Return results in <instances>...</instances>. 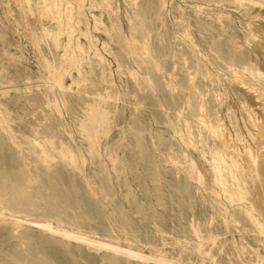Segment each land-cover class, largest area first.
I'll return each instance as SVG.
<instances>
[{
  "label": "rangeland",
  "instance_id": "rangeland-1",
  "mask_svg": "<svg viewBox=\"0 0 264 264\" xmlns=\"http://www.w3.org/2000/svg\"><path fill=\"white\" fill-rule=\"evenodd\" d=\"M52 1L0 0V264H264V0Z\"/></svg>",
  "mask_w": 264,
  "mask_h": 264
},
{
  "label": "bare ground",
  "instance_id": "bare-ground-1",
  "mask_svg": "<svg viewBox=\"0 0 264 264\" xmlns=\"http://www.w3.org/2000/svg\"><path fill=\"white\" fill-rule=\"evenodd\" d=\"M28 1V0H27ZM60 1V0H59ZM69 1V0H68ZM68 1H67V3H66V5L68 4ZM30 2V1H29ZM70 2H72V1H70ZM74 2H76L75 0H74ZM18 3V2H17ZM59 3V2H58ZM39 4V3H38ZM44 4V3H43ZM43 4H41V5H43ZM60 4V3H59ZM17 5H20L19 3L17 4ZM24 5V4H23ZM23 5H22V7H23ZM61 5V4H60ZM72 5V4H71ZM82 5V4H81ZM108 5V4H107ZM21 6V5H20ZM38 6V5H37ZM63 6V5H62ZM73 6V5H72ZM44 7V6H43ZM67 7V6H66ZM78 7V6H77ZM30 8V7H29ZM39 8H42V7H39ZM45 8L47 9V11H48V13H49V16H50V14H52L53 15V18H56L57 17V19L59 18V19H64V17H63V13L61 12V11H63L62 9H61V6H59L55 1H52V0H45ZM73 8V7H72ZM80 8V10H82V8H83V6H82V8L81 7H79ZM20 9V8H19ZM22 10H23V8H21ZM67 9V8H66ZM71 9V8H70ZM25 10V9H24ZM30 10V9H29ZM21 11V10H20ZM68 11V10H67ZM82 11H80L79 12V14L81 13ZM22 13V12H21ZM29 13H31V14H33V12L31 11H29ZM40 13V12H39ZM42 13V12H41ZM61 13H62V16H61ZM66 13V12H65ZM68 13V12H67ZM73 13V11L72 10H70V12L68 13L69 15H70V17H71V19H72V14ZM37 15H39V14H37ZM68 15V16H69ZM22 16V15H21ZM55 16V17H54ZM61 17H63V18H61ZM69 17V18H70ZM74 17V16H73ZM71 19H68V21H66L67 23H68V25L67 26H69L70 25V23L72 24V22H71ZM67 20V19H66ZM74 20V19H73ZM72 20V21H73ZM24 21V20H23ZM56 21V20H55ZM59 21L60 20H58V23H59ZM20 22H21V20H20ZM57 22V21H56ZM62 22V21H61ZM61 22H60V25H61ZM65 22V21H64ZM65 22V23H66ZM30 23H32V22H30ZM78 23V22H77ZM29 24V23H28ZM74 24V23H73ZM59 25V26H60ZM44 26V25H43ZM71 26V25H70ZM69 26V27H70ZM114 26V25H113ZM68 27V28H69ZM33 28V27H32ZM72 28H75V27H73L72 26ZM59 29H60V27H59ZM76 29V28H75ZM44 30L46 31L47 29H46V27L44 28ZM71 30V29H70ZM49 31V30H48ZM89 31V30H88ZM47 32V31H46ZM58 32V31H57ZM48 33V32H47ZM87 34V33H86ZM48 35V34H47ZM59 35H60V32H58L57 34H56V36H54V37H56L58 40H60L59 39ZM49 36H51V34H49ZM89 34H87V38L89 39ZM133 36V35H132ZM131 36V38H133ZM36 38V37H35ZM91 38V37H90ZM40 39V38H39ZM54 40H55V38H53ZM71 39V42H72V38H70ZM69 39V40H70ZM68 40V41H69ZM56 41V40H55ZM79 41V40H78ZM131 41H133V40H131ZM144 41V43H145V45H146V43L148 42H146V37H145V39L143 40ZM57 43V42H56ZM55 43V44H56ZM60 43V42H59ZM58 43V44H59ZM69 43V42H68ZM143 43V42H142ZM149 43V42H148ZM86 44V43H85ZM68 45V44H67ZM71 45H72V43H71ZM87 45H89L88 47H90L91 46V44H87ZM68 46H70V44L68 45ZM77 46L79 47V49H80V51H81V53L83 52L82 50H83V46H82V44L81 43H78L77 42ZM144 46V45H143ZM147 46V45H146ZM71 47V46H70ZM73 47H74V45H73ZM73 47H71V49H73ZM148 47V46H147ZM146 47V48H147ZM150 47V46H149ZM86 48V47H85ZM145 48V49H146ZM151 48V47H150ZM67 49V48H66ZM69 49V48H68ZM67 49V50H68ZM143 49V48H142ZM74 50V49H73ZM72 50V51H73ZM87 50V49H86ZM69 51V50H68ZM79 51V50H78ZM146 51H150V49L149 50H147L146 49ZM70 52H71V50H70ZM144 52H145V50H144ZM74 53H75V51H74ZM73 53V54H74ZM77 53V52H76ZM148 53H150V52H148ZM75 55V54H74ZM74 55H73V58H74ZM72 56V55H71ZM65 57V56H64ZM71 58V57H70ZM72 60V59H71ZM75 60H76V57H75ZM74 59H73V61H75ZM102 60V59H101ZM40 61H41V59H40ZM77 61V60H76ZM65 62V61H64ZM42 63H43V66L45 67V68H51V64H50V62L49 61H46V60H42ZM41 63V64H42ZM78 63V62H77ZM75 64V63H74ZM73 64V65H74ZM76 66V65H75ZM80 65H78V71H79V74H81L82 75V72H81V70H80V67H79ZM45 68H43V69H45ZM55 68V67H54ZM57 72L55 73L56 75H63V73H62V70H61V68H59V70H58V68H57V70H56ZM53 72V71H52ZM68 73V72H67ZM71 73V72H70ZM42 74H44V73H42ZM72 75V74H71ZM47 76V75H46ZM70 76V75H69ZM55 77V76H54ZM57 77V76H56ZM58 78V77H57ZM57 80V79H56ZM59 80V79H58ZM58 80H57V82H58ZM61 81H62V79H60V83H61ZM75 81V80H74ZM59 83V82H58ZM247 84V83H246ZM64 87H62V89H63ZM250 88H252V87H250ZM175 90H176V88H174ZM254 89V88H253ZM261 88H259V89H256V91L257 90H260ZM252 90V89H251ZM261 91H263V90H260V93H258L259 95L261 94ZM183 92V91H182ZM184 92H186V91H184ZM258 92V91H257ZM186 96V95H185ZM263 96V95H262ZM189 98V97H188ZM103 99H105V98H103ZM185 100H186V98H185ZM189 100V99H188ZM262 100V99H261ZM49 101V100H48ZM102 101V100H101ZM187 101V100H186ZM186 103V102H185ZM55 104V103H54ZM101 103L99 102V105H100ZM187 104V103H186ZM190 104H191V101L189 100V103H188V105L187 106H190ZM98 105V104H97ZM98 105V106H99ZM185 105V104H184ZM102 106V105H101ZM96 107V106H95ZM100 107V106H99ZM200 107V106H199ZM90 109L89 110H87V113H86V116H85V119H83L82 120V125H81V128H82V131H83V133L85 134V136H86V139L88 140V142H89V151L90 152H92V153H94V152H97L98 151V148H99V143H100V137H101V135H104V134H106V133H108V131L110 130V127H109V112L106 110V109H100V108H98V109H94L93 108V106H91V107H89ZM202 110H204V113L206 114V110L204 109V107H203V109ZM2 111V110H1ZM103 111H105V113H103ZM213 113V112H212ZM201 116V115H200ZM202 118H201V120L204 118L203 116H201ZM206 117V116H205ZM217 118V117H216ZM208 119V118H207ZM262 120V119H261ZM203 123H206L205 122V120L204 121H202ZM208 122H210L209 120H208ZM0 123H2V126H3V128H5V130H7L8 128L5 126V122H3V120L0 122ZM202 123V124H203ZM220 123H221V121H220ZM263 122H261V124H262ZM207 124V123H206ZM212 124V123H211ZM219 124V123H218ZM261 124H260V126H261ZM213 125V124H212ZM220 125V124H219ZM218 125V127L219 128H221L220 126ZM222 125V124H221ZM207 126V125H206ZM209 126H210V124H209ZM224 126V124L222 125V127ZM264 126V123L262 124V127ZM217 126H215V128H216ZM261 128V127H260ZM236 129V128H235ZM263 129V131H264V127L262 128ZM261 129V130H262ZM212 130H214V129H212ZM211 130V131H212ZM219 130V129H218ZM223 130H224V128H223ZM239 130V129H238ZM217 131V130H216ZM221 131V130H220ZM240 131V130H239ZM225 132V131H224ZM213 133H215V134H213ZM212 133V135H215L216 136V139L217 138H219L217 135H218V133H216V132H213ZM223 133V132H222ZM220 134H221V132H220ZM219 134V135H220ZM224 134V133H223ZM236 134H237V132H236ZM240 134L242 135V133H238V135H239V138H240ZM237 135V136H238ZM222 136V135H221ZM236 138V137H235ZM238 138V137H237ZM242 138H244V137H242ZM45 139V138H44ZM220 139V138H219ZM232 139V138H231ZM221 140V139H220ZM222 140H223V137H222ZM233 140V139H232ZM236 140V139H235ZM239 139H237V141H238ZM241 140V139H240ZM239 140V141H240ZM245 140V139H244ZM241 142H243V141H241ZM52 143H54V142H52ZM225 143V141L223 142V145H225L224 144ZM230 143H231V141H230ZM50 144V143H49ZM221 145H222V141H221V143H220ZM219 144V145H220ZM53 145V144H52ZM218 145V146H219ZM233 145H234V143H233ZM233 145H232V147H233ZM45 146V145H44ZM55 146V145H54ZM231 146V145H230ZM53 147V146H52ZM57 147V146H56ZM221 147V149H222V146H220ZM225 147H227V146H224L223 148L225 149ZM229 147V146H228ZM259 147V146H258ZM261 147V146H260ZM263 147V146H262ZM49 148H51L50 147V145H49ZM246 148H248V147H246ZM46 149H48V148H46ZM45 148H43V160H44V162L45 163H48L49 162V160H51V159H53L52 158V151L51 152H49L50 150L48 149V151L46 150ZM233 149H235V147L234 148H232L231 150H233ZM237 149V148H236ZM236 149H235V151H236ZM255 149V148H254ZM260 149V148H259ZM259 149H257L256 151H258ZM52 150V149H51ZM73 150V149H72ZM218 150H219V148H218ZM223 150V149H222ZM230 150V149H229ZM253 150V149H252ZM261 150L262 149H260L259 151L261 152ZM56 151V150H55ZM58 151V150H57ZM225 151H226V149H225ZM234 151V150H233ZM247 151V150H246ZM248 151H250V150H248ZM216 152H218L217 150H216ZM215 152V153H216ZM231 152V151H230ZM57 153V152H56ZM221 153H222V151H221ZM251 152H248V154L250 155H246V153L244 154H240V156L241 157H243V155L245 156H247L248 158L249 157H251V154H250ZM255 153H257V152H255ZM58 154H59V156L62 158V159H64L65 161H67L68 163H70V164H72L73 166H75V167H78V161H77V158H76V156H75V154H74V152L73 151H71L69 148H67V147H61V149L58 151ZM253 154H254V152H253ZM252 154V155H253ZM259 154V153H258ZM260 154H262V152L260 153ZM259 154V155H260ZM55 155V154H54ZM221 155V154H220ZM58 156V157H59ZM216 156V155H215ZM245 156V157H246ZM254 156V155H253ZM264 156V155H263ZM262 156V157H263ZM256 157V156H255ZM217 158V157H216ZM252 158V157H251ZM251 158H249L250 160H251ZM258 158V157H257ZM260 158V157H259ZM218 159V158H217ZM253 159V158H252ZM216 160V159H215ZM246 161V158L244 159L243 158V161ZM233 161V160H232ZM251 161H253V162H251ZM250 162H251V165L254 163V159L253 160H251ZM255 161L258 163L257 165H259V161H260V159L257 161L256 160V158H255ZM218 162V161H217ZM222 162V163H221ZM220 162V167L222 166V164L223 165H226L227 163H226V161L223 159L222 161ZM233 162H235V161H233ZM250 162H249V166H250ZM50 163V162H49ZM214 163L216 164V161H214ZM219 163V162H218ZM245 163H247V161L245 162ZM233 164V163H232ZM236 164V163H235ZM235 164H233L234 166H235ZM240 163H238V165H239ZM194 165H196V164H194ZM228 165V164H227ZM237 165V164H236ZM256 165V164H255ZM197 166V165H196ZM242 166V165H241ZM254 166V165H253ZM214 167V166H213ZM219 166H217V168H220ZM237 167V166H236ZM195 168V167H194ZM199 168V167H198ZM216 168V167H215ZM230 168V167H229ZM237 168H239L240 169V165L237 167ZM252 168V167H251ZM259 168V167H258ZM257 168V169H258ZM196 169V168H195ZM200 170H201V168H199ZM214 169V168H213ZM221 169V168H220ZM219 169V170H220ZM224 169V168H223ZM238 169V170H239ZM241 169L242 170H244L242 167H241ZM240 169V170H241ZM256 168H254L253 170H255ZM196 170H198V169H196ZM217 170V169H216ZM222 170V169H221ZM225 170V169H224ZM223 170V171H224ZM231 170V169H230ZM202 171V170H201ZM213 171H215V170H213ZM218 171V170H217ZM222 171V172H223ZM258 171H260V169L258 170ZM202 172H204V171H202ZM216 172V171H215ZM226 172H227V170H226ZM255 172H257L256 170H255ZM218 173V172H217ZM219 173H221V172H219ZM218 173V174H219ZM224 173V172H223ZM232 173V172H231ZM201 174V173H200ZM199 174V175H200ZM205 174V173H204ZM214 174H216V173H214ZM213 174V175H214ZM217 174V175H218ZM234 174V173H233ZM259 174H261V172H259ZM203 175V174H202ZM206 175V174H205ZM247 175V174H246ZM258 175V174H257ZM223 176V175H222ZM233 176V175H232ZM258 176H261V175H258ZM204 177V176H203ZM215 178H217L216 176H214ZM221 177V176H220ZM235 177H236V174H235ZM262 177V176H261ZM201 178V177H200ZM223 177H221V179H222ZM233 178V177H232ZM244 178V177H243ZM242 178V179H243ZM260 178V177H259ZM205 179H207V178H205ZM236 179V178H235ZM239 178H237V180H238ZM246 179H247V176H246ZM249 179V178H248ZM203 180V179H202ZM219 180V179H218ZM226 180L229 182V178H226ZM226 180H224V181H226ZM237 180H235V181H237ZM256 179H254L253 180V182L255 181ZM260 180H262V178L260 179ZM231 181V180H230ZM242 181V180H241ZM249 181H250V179H249ZM238 182H240V181H237L236 183H238ZM252 182V181H251ZM220 184H221V181L219 182ZM223 183V182H222ZM241 183V182H240ZM243 183H244V181H243ZM255 183V182H254ZM261 183V182H260ZM227 184V183H226ZM226 184H225V186H226ZM247 184V183H246ZM246 184H244L245 186H246ZM256 184H257V182H256ZM262 184H263V182H262ZM233 185V184H232ZM238 186H239V184H237ZM254 185V184H253ZM221 186V185H220ZM249 186H252V185H248L247 187H249ZM263 186V185H262ZM224 187V186H223ZM228 187V186H227ZM246 187V188H247ZM256 187V186H255ZM254 187V188H255ZM257 187H259L258 185H257ZM256 187V188H257ZM239 188V187H238ZM245 188V189H246ZM255 188V189H256ZM229 189V188H228ZM227 189V191H229ZM241 189V188H240ZM244 189V190H245ZM250 189V188H249ZM254 189V190H255ZM258 189V188H257ZM260 189V188H259ZM224 190H226V189H224ZM242 190V189H241ZM248 190V189H247ZM253 190V191H254ZM262 190V189H261ZM260 190V191H261ZM233 192H234V190H232ZM231 191V192H232ZM240 191V190H239ZM257 191H259V190H257ZM260 191L259 192H257V194L259 193L260 194ZM246 192V190L243 192L242 191V193H245ZM250 192V191H249ZM252 192V191H251ZM236 194H239V193H237V192H235ZM234 193V194H235ZM254 192H252L251 194H253ZM231 195V194H230ZM244 195H245V197L248 199V197H247V194L245 193V194H243V197H244ZM255 195V194H254ZM254 195L252 196V195H249L250 196V199L251 198H255V197H257V196H255L254 197ZM2 196V195H1ZM235 196V195H234ZM240 196H242L241 194H240ZM239 196V197H240ZM258 196H260V195H258ZM238 197V196H237ZM238 197V198H239ZM3 198H4V195H3ZM246 198H244V199H246ZM260 199H261V196L259 197ZM237 199V198H236ZM244 199H241V200H244ZM250 199H248V200H246V201H250ZM238 200H240V199H238ZM263 200V199H262ZM259 201V200H258ZM257 200H256V202H258ZM251 202V201H250ZM254 202V201H253ZM252 202V203H253ZM263 202H264V200H263ZM261 203V202H260ZM3 204H4V202H3ZM261 205V204H260ZM11 206V205H10ZM264 206V205H263ZM12 207V206H11ZM6 208V207H5ZM8 208H9V206H8ZM8 210V209H7ZM9 210H10V208H9ZM255 210V209H254ZM12 212V211H11ZM12 213H14V212H12ZM249 214H251L250 212H248ZM16 214V213H15ZM253 216V215H252ZM256 220V219H255ZM254 221V220H253ZM258 222V221H257ZM44 225V224H43ZM256 225V224H255ZM262 227V226H261ZM108 246V245H107ZM110 246V245H109ZM110 247H113V246H110ZM134 253V252H133Z\"/></svg>",
  "mask_w": 264,
  "mask_h": 264
}]
</instances>
